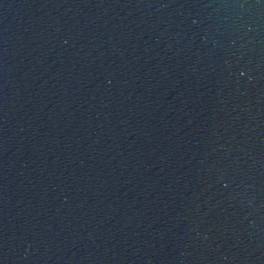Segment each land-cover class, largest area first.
<instances>
[{
    "label": "water",
    "instance_id": "95a60500",
    "mask_svg": "<svg viewBox=\"0 0 264 264\" xmlns=\"http://www.w3.org/2000/svg\"><path fill=\"white\" fill-rule=\"evenodd\" d=\"M0 264H264V0H0Z\"/></svg>",
    "mask_w": 264,
    "mask_h": 264
}]
</instances>
